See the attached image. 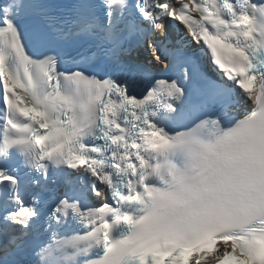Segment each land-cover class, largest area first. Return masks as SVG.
Here are the masks:
<instances>
[{
	"label": "snow or ice",
	"instance_id": "1",
	"mask_svg": "<svg viewBox=\"0 0 264 264\" xmlns=\"http://www.w3.org/2000/svg\"><path fill=\"white\" fill-rule=\"evenodd\" d=\"M0 264H264V0H0Z\"/></svg>",
	"mask_w": 264,
	"mask_h": 264
}]
</instances>
